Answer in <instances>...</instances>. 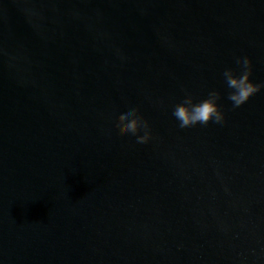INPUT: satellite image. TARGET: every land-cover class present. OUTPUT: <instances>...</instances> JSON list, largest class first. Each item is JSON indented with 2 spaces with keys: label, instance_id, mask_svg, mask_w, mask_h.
Instances as JSON below:
<instances>
[{
  "label": "water",
  "instance_id": "1",
  "mask_svg": "<svg viewBox=\"0 0 264 264\" xmlns=\"http://www.w3.org/2000/svg\"><path fill=\"white\" fill-rule=\"evenodd\" d=\"M0 264H264V0H0Z\"/></svg>",
  "mask_w": 264,
  "mask_h": 264
},
{
  "label": "clouds",
  "instance_id": "2",
  "mask_svg": "<svg viewBox=\"0 0 264 264\" xmlns=\"http://www.w3.org/2000/svg\"><path fill=\"white\" fill-rule=\"evenodd\" d=\"M236 63L241 66L242 71L239 76L235 75L232 69H225L223 76L229 89L228 99L232 101L233 107L238 108L248 99L258 92L260 84L250 81L251 61L248 57L238 58ZM220 93L212 90L205 99L194 102L191 94L186 93L182 102L178 103L172 115L179 121V127L186 128L195 126L197 123L207 125L210 121L215 124L224 122V114L220 110L217 101ZM116 127L121 136L131 134L135 137L137 144H146L150 139L147 121L139 114L137 108H131L116 117ZM143 129V134H138Z\"/></svg>",
  "mask_w": 264,
  "mask_h": 264
}]
</instances>
